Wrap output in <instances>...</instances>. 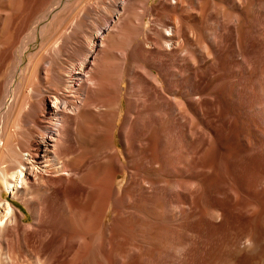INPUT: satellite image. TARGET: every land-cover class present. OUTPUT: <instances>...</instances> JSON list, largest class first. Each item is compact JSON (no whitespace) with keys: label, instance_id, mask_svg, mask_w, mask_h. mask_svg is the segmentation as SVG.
<instances>
[{"label":"bare ground","instance_id":"bare-ground-1","mask_svg":"<svg viewBox=\"0 0 264 264\" xmlns=\"http://www.w3.org/2000/svg\"><path fill=\"white\" fill-rule=\"evenodd\" d=\"M112 1L119 4L113 8L114 16H104V23L95 28L86 45L78 46L83 57L67 67L50 69L55 91L44 94L40 84L38 98L30 94L37 98L33 107L30 105L31 116H27L28 107L20 112L34 131L24 136V142L22 136L15 137V144L23 142L17 143L18 147L10 145L6 133L11 131L0 133L6 135L2 141L6 149H0V158L9 162V170L0 169L2 189L12 198H20L35 220L42 214L41 186L60 196L65 184L76 180L70 179L74 174L77 202L61 196L59 203L68 213L76 211L82 222L95 219L102 224L106 213L92 216L98 188L95 168L101 163L112 223L117 227L133 216L147 223L148 212L156 209L157 217H152L161 221L157 231L182 245L170 264H185L187 241L181 236L193 227V219L199 218V226L216 225L225 213L245 220L248 230L225 244L217 264L253 263L254 246L259 241V233L254 231L258 207L254 190L259 188L264 196V0H138L142 2L138 16L134 13L136 0ZM128 2L131 6L123 21L120 16ZM123 28L127 41L121 46ZM109 32L114 43L108 47L104 40ZM109 55L120 60L111 63L105 59ZM52 62L45 61L48 66H53ZM8 86H3L2 92L8 93ZM23 218V211L0 196V264H55L65 244L63 250L72 252L75 259L83 256L82 261L87 259L88 264V258L90 262L94 259L90 256H95L96 248L89 245L84 255L80 250L83 237L74 232V222L64 226L66 229L57 224L59 243L53 247L40 237L42 228L35 230L39 238L33 240L31 226ZM110 231L106 224L101 248L104 264L114 262L112 252L121 253L119 247L112 251L114 234L111 238ZM151 249L136 246L139 254L146 255ZM165 252L154 253L156 263Z\"/></svg>","mask_w":264,"mask_h":264},{"label":"rangeland","instance_id":"rangeland-1","mask_svg":"<svg viewBox=\"0 0 264 264\" xmlns=\"http://www.w3.org/2000/svg\"><path fill=\"white\" fill-rule=\"evenodd\" d=\"M135 3L136 4H134V8H135L134 13L136 12V15L138 16L139 14L142 13V4H141L142 2L136 0ZM118 5H119L118 3L114 4V2L112 0H110V1L109 0H102L101 2L97 1V0H0V94H1L0 100L2 99V101H0L1 102L0 103V133L4 134L6 132L11 131V132H9L10 134L6 133L9 136V142L11 143L10 145L13 146L15 144V140H16V139H14L15 137L17 139L18 138L21 139L22 137L24 138V136H25V138H26V136L29 135L28 133H31L32 131H34L35 127L30 126L31 122H29V121H28L29 123H27V122L24 123V122L27 121L26 120L27 116H31L28 114V112L30 113V110H33L30 108V105H32V107H33V104L35 103V101L37 102L38 96L36 94L37 93L36 88H38L39 85L41 84L40 88L45 91V92L43 91L44 94H50L51 95L52 93L49 91L50 90H52V92L55 91L56 87H55V85L53 86L54 75L51 73V70H52L51 68L56 69V68H59L61 66L67 67L68 65L79 61L83 57V52L82 51H81L82 53L80 52V49L78 46L80 45V48H82L83 46L86 45V42H87L86 40L89 37L91 38L92 34L96 32L95 28H97V26H100L101 24L104 23V20L107 17V14H109V16H112V15L114 16L113 13L115 12V9L117 8ZM129 6H131L130 2L126 3V5H124V11H123L122 15L120 16V19H123V21L126 20L125 18H127L126 13L128 14L127 11L130 9ZM113 8H115V9L113 10ZM104 16H106V17H104ZM78 21H79V23H78ZM76 23H78V26L79 25L80 26L79 27L76 26L77 25ZM135 24H138V28H139V23L135 22ZM95 25H96V27H95ZM58 31H59V33H58ZM60 31H63L64 33L60 32ZM86 31H89V33H85ZM106 31L107 30H105V32ZM121 31H122L121 32L122 34H121V38H120L121 40H119V43H122L120 45L123 46L126 44V41H127V38H125V36L127 35V30L123 28V30H121ZM25 34L28 36H26ZM109 34H110L108 36L109 38L107 37L104 40V45L105 46L107 45L108 47H109V45L112 46L111 44L114 43V42H112V39H111L113 33L109 32ZM140 34L141 33L139 30L138 36H137L138 41H140L142 38ZM82 35L86 39L84 38V40H83ZM72 36L75 37V40L72 39ZM80 37L82 38L83 41L81 40ZM66 38H68V39H66ZM53 39H54V41H52ZM76 39H77V41H76ZM78 40H80L81 43ZM63 41H64V43H63ZM83 42H84V44H83ZM22 43L24 44V46ZM49 44H51L50 45L51 47L49 46ZM67 45H68V47H67ZM74 46H75V48H74ZM76 47H78V51H79V52L77 51L78 53L76 52ZM74 49H75V51H74ZM59 50L61 52H59ZM11 51H13V52H11ZM70 51H71V53H70ZM47 54H49V55H47ZM40 56L41 57L44 56L47 58L43 57V59H42ZM38 57H40V58H38ZM70 57L73 61L70 59ZM53 58H54V60H53ZM66 58L69 59L70 61L66 60ZM36 59H37V63H36ZM38 59H40V60H38ZM50 59H52L53 62ZM105 59H107L111 63H113V62L117 63L118 60H120L118 56H114V55H109V56L105 57ZM44 60L45 61H51L54 64L53 65L54 67L48 66ZM65 60H66V63H65ZM38 61L39 62L41 61L40 62L41 65L39 64ZM54 61L56 62V64L58 66L55 65ZM59 61H61V62H59ZM68 63H70V64H68ZM35 66L37 69L35 68ZM31 69H32V72H33V69L35 70V72H34L35 74L34 73L33 74H34V77L36 76L35 77L36 80H34V81H33V79H31V77L33 78V74H31L32 73ZM22 70H23V73H22ZM37 70H38V72H37ZM41 72H42V74H41ZM29 76H30V79H28ZM51 76H52V78L49 79V77H51ZM39 78L41 80L43 79L42 82H41V80H39ZM50 80H52V81L50 82ZM31 81L33 83H35V85L37 84L38 86L37 85L35 86L34 84H32ZM35 81H37L38 83ZM8 84H9V86H8ZM6 85L8 86V88L6 87L9 91L8 93L2 92L3 86H6ZM32 85L34 87H32ZM28 89H29V92H28ZM14 90L18 91V92H15ZM43 92L41 94H43ZM2 93L5 96H2ZM32 93L35 95L34 97H37V98H35V99L31 98L32 96H30V94H32ZM26 97H28V98H26ZM22 98L24 100H22ZM15 99H16V102H15ZM3 100H5V101H3ZM25 100L27 102H29L31 100L32 104H30V102L28 104L27 102H25ZM23 101L25 104L27 103L28 106L24 105ZM21 105H22V107L19 108ZM27 107H28V109L30 108L29 111H27L28 110ZM23 109H25V112L27 111L26 112L27 116L25 115V119H24V115L21 113L24 111ZM14 110H15V112H14ZM7 111H9V113ZM18 113H20L21 115ZM31 113H33V112L31 111ZM20 116L23 117V119H20L21 121L18 120L20 118ZM14 117H16V119ZM7 120H8V122H7ZM17 120L19 122H17ZM15 124H17L16 127H15ZM26 125H28V127L30 126L31 128H28ZM31 125H33V124H31ZM28 130H30V131L28 132ZM12 132H13V134H12ZM23 132H25V133H23ZM20 133H22V134H20ZM19 134H20V137H19ZM11 135H12V137L14 135L15 136L12 138V137H10ZM5 136L6 135L3 136L0 134V140L2 139L0 141V149L1 148L4 149V147H5L3 145V143L5 142V140H4ZM25 138L22 139L23 142L25 141ZM3 140H4V142H2ZM16 142L18 144L23 143V142H20L19 140H17ZM17 143L15 144L16 147H18ZM88 144L90 147L93 146L90 143H88ZM94 144H95V142H94ZM3 149H2V153H3V151H5ZM5 149H6V147H5ZM3 155H5V152L3 153ZM2 158H3L2 162L0 160V162H1L0 163L1 164L0 169L1 170H4V169L9 170V168H8L9 162H8L7 158L3 157V156H2ZM2 158H0V159H2ZM99 165H101V163H98V165L95 168L96 187H98V188L95 192L94 203L92 204V216H95V214L96 215H104V213H106L107 215L105 218V223H102V224L97 222L95 219L88 220L86 222L83 220V222H82V220L77 219L78 216L76 215L77 214L76 211L73 210V211L68 213L64 210L63 205L61 203H59L60 201H58V200H60L61 196L68 198L69 201H71L70 199H72L73 202H75V203L77 202L75 200L77 199V189H78L77 188V186H78L77 181L78 180H77V176H75L74 174H73L74 177L71 175L72 177L70 176V179L74 178L76 180L71 179L70 181H68L65 184V186L63 187V190L60 192V196L56 192H54L55 196H54V193L51 194V192H53L54 190L52 191L51 188L50 189L47 188L44 185L45 182L44 183L42 182V184L44 186H41L40 191L44 190V191H46V193L44 194V191H42V193H43L42 197L44 198V200L42 199V202H43L42 212H41L42 214L40 215V217H38V219H35V220H34L33 216L31 215V212L28 210V208L22 203L21 199L18 197L12 198L8 192H6L2 189L1 184H0V196L3 199H8V200L12 201L16 207H18L21 211H23V216H24L23 220L30 224V226H31L30 232H31L33 240H36L39 238V235L37 233H35V230H37L38 228H42L40 237L44 238L48 242H51L52 244L49 243L50 246L52 245L54 247L55 244L59 243V241H57L58 240L57 234L59 235V233L56 232L58 230V228H57L58 225L61 223L63 225L60 224L59 227L65 226L66 228H68L74 222L72 224L73 226H71V227L73 228L74 232L82 235V237H83V242H82L83 244H81L83 246V248H82V246L80 247V250L83 249L82 250L83 255L85 253V250L87 248H89V245H91L92 248H96L95 253H94L95 256H93V255L90 256V257H93L95 260L91 259V262H90V259L88 258L89 264H91V263L92 264H104L105 263V259L103 258V256H101L102 255L101 253H103V252H101V248L103 246L102 241H103V237H104V233H105L106 224H107V228L109 230L111 229V231H110L111 233L109 234V236L111 237L112 234H114L113 235L114 238H113V236L111 237V238H113L112 239V242H113V244H112L113 250L112 251H114L115 248L118 249V247H119V249H120L119 251L121 252L120 253L121 256L118 255V250L116 252L117 257L119 259L116 257L115 251L112 252L113 261H114V262H112V264H120L118 262H121V264H153V263L159 264L161 260H163V261L166 260L169 262L170 260L175 259L178 255V251H179L178 248L179 247L181 248L182 245L178 241H176L174 239V237H173V239L170 236L168 238V236L162 235L159 233V231H157L159 229L158 224H160L159 222H161V221L158 218H154V217H157V214H158V211L156 209L153 212H151V211L148 212L149 217L147 216L148 219L146 218V220H148L147 223H145L146 221H144V220H137L136 218H134V216L133 217L128 216L131 219L129 218L127 220V218H126V219H124V220H126L125 221L126 223L124 221H123L124 223L121 221V224H118V226H117L118 228L115 227L116 223H112V221H111L112 212L110 210L112 207L109 206L110 205L109 195H107L106 189L104 188L103 168L101 169L102 166H99ZM255 172L256 171H254V174H255L254 176H256V174H257ZM46 178L52 179V177H50V176H47ZM118 180H120V178ZM73 181H75L76 184H75V182L73 183ZM69 183H70V185H69ZM73 184H75V185H73ZM67 186H69V187H67ZM73 186H75V187H73ZM43 187H45L46 190ZM98 190H100V192ZM254 191H255L254 192V201L256 203L258 202L257 203L258 207L254 211V231L256 230L259 233V241L260 242L258 241L257 245L254 246V262L251 264H264V253H263L264 252V201H263L264 196L262 197L261 194H259V188H256V190H254ZM70 193H71V195H70ZM70 196H72V198ZM50 198H52L53 200L52 199L49 200ZM257 198H258V200H257ZM261 198H262V200H261ZM48 201L50 203H48V205L45 206ZM108 201H109V203H107ZM71 202H70V204H71ZM54 209L56 211H53ZM129 210H133V209H129ZM52 211H53V213L55 212L54 215H53ZM64 211H65V213H64ZM95 211H97V213ZM141 213L143 214V212H141ZM152 216H154V217H152ZM62 217H64L66 219V223H64V219ZM198 219L199 218L193 219L194 220L193 227H191L190 230H187V232L182 233L183 236H181V238H184L183 240L187 241V243L185 245L187 246L186 251H188V255L185 256V264H217V261L219 260V257L221 256L220 253H222L224 248H227V246L225 247V244H227L230 239L234 240L235 239V238H233L234 236H238V235H240L243 232L248 230L247 229L248 225H247L245 220L241 219L240 217H235L233 214H230V213H229V215H227V213H225L224 217L221 218L219 220V222L216 223V225H208L207 226V225L201 224V226H199L200 223L197 224L199 222ZM77 220L79 222H77ZM65 224H67V226ZM91 225H93V226H91ZM89 226H91V228H89ZM156 227H157V229H156ZM64 228H63V230H64ZM116 228H117V230H116ZM43 231H46V232L44 233ZM90 234L92 235V237H94L95 241H90V238H91ZM170 239L172 240L171 241L172 243L169 242ZM177 243H179V244H177ZM168 244H170V245H168ZM65 245H62V249L57 253L56 258H57L58 262L55 264H63V263L66 264V262L68 263V261H69L68 264H81V263L83 264V262L85 264H88L87 259H86V261L85 260L82 261L84 258L83 256L78 258V259H75L76 257L74 256V254L72 252L65 250V249L63 250ZM95 245H96V247H93ZM137 245H140L143 247H146L148 245V247L152 248L151 250H153V249L154 250L152 251V253H151V250L148 251V253L146 251V255L142 254V252L139 254V252L136 250ZM177 245H179V246H177ZM131 248H132V250H131ZM157 248L160 251L161 250L166 251L164 254L163 253L159 254L160 255L159 259L157 257V259H158L157 261L159 263L158 262L156 263V261H155V257H156L155 252L159 251V250H157ZM176 250H178V251L176 252ZM62 252L65 254V256ZM258 253L259 254L261 253L260 254L261 256ZM61 256H62V258H61ZM138 256H139V258H138ZM168 256L170 257V259L168 258ZM256 257H257V259H256ZM65 258L66 259L68 258V259L65 260ZM59 259H60V263H59ZM152 259L154 260V262ZM186 259H187V261H186ZM109 260L112 261V258H110ZM116 261H117V263H116ZM170 263L171 262H169V264ZM106 264H108V263L106 262ZM180 264H181V262H180Z\"/></svg>","mask_w":264,"mask_h":264}]
</instances>
